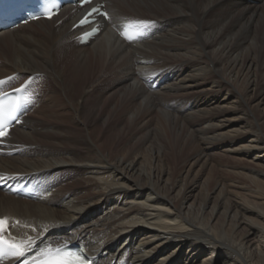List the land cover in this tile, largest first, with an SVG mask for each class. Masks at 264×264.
Instances as JSON below:
<instances>
[{"label":"bare ground","instance_id":"6f19581e","mask_svg":"<svg viewBox=\"0 0 264 264\" xmlns=\"http://www.w3.org/2000/svg\"><path fill=\"white\" fill-rule=\"evenodd\" d=\"M95 3L108 21L84 45L77 6L0 31L7 90L36 76L0 143L7 239L91 264H264V0ZM129 24L150 34L127 44Z\"/></svg>","mask_w":264,"mask_h":264},{"label":"snow or ice","instance_id":"6c2138e0","mask_svg":"<svg viewBox=\"0 0 264 264\" xmlns=\"http://www.w3.org/2000/svg\"><path fill=\"white\" fill-rule=\"evenodd\" d=\"M93 11H98L97 9H93ZM51 18V16H49ZM18 117L15 115V108L9 110L7 114H5L3 98L0 97V140L7 137L9 135V122L17 120ZM6 221L0 220V232L3 231L4 225ZM7 248L12 252L13 255L16 256H24V251L20 250V246L14 243H10L8 240L0 237V258L3 255H7L8 252L3 251V249ZM55 257L59 260H62L64 264H87L86 258H81L79 256H75L70 252H66L63 249L55 250Z\"/></svg>","mask_w":264,"mask_h":264},{"label":"rangeland","instance_id":"374dc122","mask_svg":"<svg viewBox=\"0 0 264 264\" xmlns=\"http://www.w3.org/2000/svg\"><path fill=\"white\" fill-rule=\"evenodd\" d=\"M41 87H36V89H35V92H34V95L37 97V93L39 92V91H41ZM187 154V155H186ZM189 156V157H188ZM174 157H175V162H176V164H177V172L178 173H180V171H181V168H182V165L186 162V161H188L189 160V158H190V155H189V153L188 152H186L185 150H183V151H177V152H175L174 153ZM247 165H249V166H251V167H253V165H251V164H247ZM184 167V166H183ZM206 179H207V173H206V171L204 172V174H202V176H201V178H200V180H199V182H198V184H197V189H196V191H194V193H193V195L194 196H198V192H199V190H200V187L202 186V184H204V182H206ZM263 183H264V181H262ZM212 185H213V182L211 183V184H209V188H211L212 187ZM0 196H2V193H0ZM193 200V199H192ZM25 202V201H24ZM29 203V202H28ZM53 207V208H57L56 207V205H54V204H52V205H50V207ZM248 220H250V221H253V217L252 218H249Z\"/></svg>","mask_w":264,"mask_h":264}]
</instances>
